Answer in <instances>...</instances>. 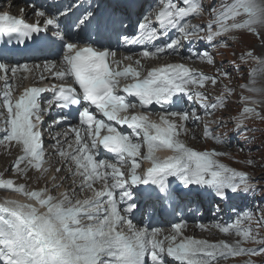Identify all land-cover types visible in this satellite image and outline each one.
<instances>
[{"label": "snow or ice", "instance_id": "1", "mask_svg": "<svg viewBox=\"0 0 264 264\" xmlns=\"http://www.w3.org/2000/svg\"><path fill=\"white\" fill-rule=\"evenodd\" d=\"M70 11L71 7L58 15L37 11V17H44L43 25L39 22L27 23L22 17L8 12L0 13V38L16 36L23 43L41 33H50L51 37H55L63 49V70L55 72V77L61 81L70 78L80 90L78 92L76 87L63 83L54 86L53 98L44 102L48 106L45 108L40 97L48 89L25 88L22 94L15 97L13 86L8 82L7 73L15 75L18 68L27 71L29 65L9 68L6 63L0 62V70L5 73V91L0 107L6 110L0 112L4 118V134L0 136V141L9 144L14 142L23 153L13 164V169L25 177L29 169H35L41 173L38 180H49L51 168L45 167L47 161L40 131L43 114L50 111L54 103L61 108L83 104L79 113L83 133L79 128H72L74 145L65 141L66 147L57 148L63 168L57 167L55 171L59 173L67 170V178L71 179L69 189L57 196L50 194L51 190L63 187V183H56L57 176L50 178L52 189L45 186L31 191L24 184L16 186L15 181L0 178V189L19 193L28 201L5 200L0 203V264H147L148 261L150 264H166L165 256L178 264H216L221 258L264 254V247L249 249L242 246L246 242L264 245V239L258 238V232L253 235L251 228L241 227L243 220L253 219L251 213L230 224L217 225L222 233H234L240 237L232 243L183 236L185 223L174 224L173 233L164 240L157 238L161 231L158 228L150 231L148 228L135 227L128 216L138 207L131 186L152 185L158 198L167 199L173 195L170 178H175L179 181L180 190L191 193L207 189L216 197L227 199L229 191L236 194L243 190L246 194L252 190L250 177L217 159L227 153L216 149L199 151L189 147L180 138L188 132V111L165 113L159 123L150 121V113L147 112L120 115L130 108H144L153 102L171 104L177 94H184L188 99L195 97L211 114L212 110L224 108L226 101L217 98L215 103L208 104L205 93L191 92L190 86L203 88L209 80L215 85L216 77L194 72L184 64H164L150 69L147 75H143L132 64L121 69V61H115L116 67H112L109 57L115 56L114 51L91 44L78 47L77 43L67 41V34L61 29L58 16H67ZM204 11L202 0H158L156 26L150 23L152 13L145 15L143 22L138 24L139 35L130 42L144 46L139 53L142 58L159 59L163 55L179 54L181 41L191 44L195 37L214 46L228 47L227 38L243 30L246 34L264 40L260 32V29H264V0H218L207 10L212 16L210 21L203 26L193 25L191 19L200 17ZM92 19L93 13L86 11L70 27L83 31L82 26L90 24ZM170 31H176L178 36L164 46L150 47L157 39L168 36ZM205 32L206 35H203ZM218 37L221 39L218 40ZM193 55L210 65L215 63L206 50ZM261 56H264V52ZM261 56L254 55L252 50L241 56L242 60L247 57L261 66L251 70L253 85L256 84L258 72L264 73V59ZM125 59L132 60V56ZM55 63L52 61L45 66L54 68ZM134 63L137 66L141 64L140 60ZM221 74L225 78L229 77L228 72ZM121 79L131 82L121 88ZM243 87L250 93L264 95V89L247 84ZM225 91L229 95L234 93L232 89ZM121 92L138 98V104L127 101ZM241 99L252 105L243 107L237 122V133L246 135L250 129L244 128V120L251 118L264 121V113L258 110L264 100L243 96ZM95 113L103 118H98ZM191 115L196 120L200 119L195 113ZM168 116L179 117L183 123L178 124L168 119ZM104 118L115 124L126 125L133 130L132 134L118 130L115 124L106 122ZM64 119L66 117H58L55 122ZM219 126L223 127V122ZM204 137L217 144L227 143L222 136L213 135L207 125ZM56 144H60L59 138H56ZM145 145L147 154L143 159L150 166L143 174H138L141 163L137 162V157H141V149ZM101 146L115 155V163L97 159ZM160 151H171L172 155L161 158L157 155ZM129 160V178L125 179L122 167ZM247 163L251 166L255 162L249 160ZM22 164L24 168H21ZM117 189L121 190L120 201L115 198ZM125 198L131 202L121 210L119 203Z\"/></svg>", "mask_w": 264, "mask_h": 264}, {"label": "rangeland", "instance_id": "2", "mask_svg": "<svg viewBox=\"0 0 264 264\" xmlns=\"http://www.w3.org/2000/svg\"><path fill=\"white\" fill-rule=\"evenodd\" d=\"M208 5L205 6L206 14H202L200 17H196L194 19H191V23L193 25H206L210 21L211 15L208 13V9L211 8L214 4H217V0H206ZM231 2V0H229ZM158 3V0H157ZM201 19L202 23H198L197 20ZM261 36H264V29H260ZM218 40L221 38H217ZM228 39V44L230 46L228 47H218L214 46L213 44L205 43L202 41L200 43H195L193 46H191V50H195L196 52H200L199 49L202 48V44H204L203 51H207L214 59L215 63L209 65L208 68H197V61L196 63H193L192 65L194 68H192L191 64L186 62L187 67L192 69L193 71L202 73L208 77H216L217 83L215 85L212 84L211 80L206 82V86L203 88H197V86L193 85L190 86L191 90L193 91H201L205 93V95L208 97L207 103L212 104L215 103L214 96L215 91L218 92V94H222L221 97L225 98L226 106L224 108H217L216 110H212L211 114L205 111V109L201 106V103L198 99L193 97L192 99H188L187 96H184V99L187 101L186 104L182 103V109L177 112H183V110H186L190 113L191 111L195 113L196 117H200L203 119V121L200 123V127H203L205 132V126L207 125L208 128L212 130L213 135L222 136L227 143L221 144L223 145L221 149L224 147L225 153V159L222 157H217V159L227 165L230 168H233L239 172H241L239 169H236L233 165V163H236L238 165H244L246 170H248L250 173L248 176L250 177V180H255L254 187L252 190L246 194V198H249L251 201V206L247 210V213H251L253 216L252 220H245V225L241 226L243 228H251L253 235H257L258 232V238L264 239V121L260 119H246L243 122L244 128L250 129V131L247 132L246 135H241L237 133V122L239 118V113L242 111V107H237V102L242 101L243 97H250L251 99L256 100H264V95L260 93H250L247 90L244 89V85L247 84L249 86H254L260 89H264V73H259L256 76V84H252V78L250 76L251 70L253 68H260V65H257L255 62H253L250 58L245 57V60L241 59V56L246 53L249 50L253 51V54L256 56H261V53L264 52V40L257 39L254 35L246 34L244 32H234L231 34ZM262 59H264V56H261ZM234 60V61H233ZM201 64L207 63L206 61L199 60ZM208 64V63H207ZM221 71V72H217ZM228 72L229 77L225 78L221 73ZM225 89H232L234 90L233 95L235 96L236 100H233L232 95H229L226 93ZM191 94V93H189ZM180 100V99H179ZM178 100V101H179ZM182 100V99H181ZM217 100V99H216ZM242 103L245 106H252L250 103L242 101ZM193 108V109H192ZM258 110L261 113H264V104L259 105ZM225 112V113H224ZM210 115V116H209ZM192 116V115H191ZM236 119L235 122H230L232 117ZM214 118L216 119L212 122L209 121L208 118ZM225 120H228V122H225ZM199 120H195L193 125L187 124L186 128H190V130H193L194 126H197ZM223 122V127H220V123ZM243 131V128L241 129ZM202 132V130L200 131ZM199 131H195L196 135L199 138L200 145H203L205 150H212L216 148L217 143H215L210 138H205L204 134L202 135ZM195 135V134H194ZM195 135V136H196ZM182 140L185 141V143L191 147L190 145H194L196 143V139L189 136V138L185 136L180 137ZM74 141V134L73 136L68 140V142ZM210 141H213L212 144H207ZM189 142V143H188ZM190 144V145H189ZM145 149L146 145L144 146ZM194 148V147H192ZM199 151H203L200 148H194ZM243 149V151H241ZM17 146L14 142L9 144L7 141H0V178L3 179H11L15 181V185L18 186L20 184L26 185V187H30L29 182H31L33 179H37L41 175L40 172H37L35 169H29L27 176L18 177V171L13 169V164L16 162L17 159L13 160V157L16 153ZM56 156L55 153L49 154V157ZM251 160L255 163L253 165H249L247 162ZM111 161V160H109ZM115 163L114 161H111ZM128 164H130V161H128ZM3 166V167H2ZM9 167V169H8ZM25 165L22 164L21 168H24ZM45 167L50 168H56V163H50ZM39 173L38 176H36ZM13 177V178H12ZM57 182V181H56ZM15 193L12 191H6L3 189H0V198L5 197L7 194ZM53 195V193H52ZM57 196V194H56ZM245 201L244 197H241V199L236 200L235 204L233 205L232 210L228 213V217L221 216L219 218H215V220L220 221H227L232 219V213L235 212L236 209H238L241 204ZM248 203V202H247ZM247 203H243L242 206L244 207L247 205ZM241 215H244L242 213ZM217 225H223L221 223H216L213 225V228L211 230H206V233L209 234L211 231L214 230V228L219 229ZM205 226H209L206 224ZM217 232L212 233L211 236H215ZM219 234V233H218ZM202 234L203 240H208L210 242H218V241H230V243L235 242L236 240L240 239V237H237L234 233L230 234H224L221 233V236H215V237H208V235ZM207 236V237H206ZM229 236V237H228ZM228 238V239H227ZM245 248H261L264 247V245L253 243V242H246L242 245ZM219 264H246V262L251 261L252 264H264V254H258V255H245L241 254L239 256L235 257H228L227 259L221 258L218 260ZM217 263V264H218Z\"/></svg>", "mask_w": 264, "mask_h": 264}, {"label": "bare ground", "instance_id": "3", "mask_svg": "<svg viewBox=\"0 0 264 264\" xmlns=\"http://www.w3.org/2000/svg\"><path fill=\"white\" fill-rule=\"evenodd\" d=\"M9 0H0V13L2 12H5L7 10V6H6V3L8 2ZM14 2H17L18 0H13ZM40 0H37V2H39ZM44 2V1H43ZM154 8V5H150V4H147V12H149L150 10H153ZM198 23H202V20L201 19H198L197 20ZM202 42V40H200L199 42L197 43H200ZM204 42V41H203ZM196 41L193 42V44H195ZM206 42H204L205 44ZM204 44H202V48L199 49V51L202 53L204 52L203 51V48H204ZM182 46V44L180 45ZM194 53H196L195 50H190L189 48H186L185 50L183 51H179V54H171V55H163V56H168L169 58H176V57H179V58H182V59H188L189 56H192L193 58L192 59H188L190 60V63L191 65L193 63H196L197 61V66L195 67H199L201 69H203L204 67L205 68H208L210 64H201L200 62H198V59L193 55ZM200 60V59H199ZM193 66V65H192ZM194 67V66H193ZM20 71H24L23 68H20ZM196 72V71H194ZM217 72H221V71H217ZM52 74V72L50 73ZM214 77V76H213ZM124 81H122L123 83ZM176 98L178 99H182V101H187L184 99V96L182 94H177L176 97H174V101H176ZM135 103V102H134ZM138 104V103H137ZM186 104V102L184 103ZM146 108H141V107H137L135 109H129L127 111V113L129 112H133L135 110L139 111V112H142V111H145ZM193 109V108H192ZM165 113H168L166 112L165 109H162V110H159L158 112H156V114L152 117V119H155V120H158L160 119V117L162 115H164ZM194 113V111L192 112L191 111V114ZM168 119L170 120H173L175 121L176 123L178 124H181L183 123L179 117H172V116H168ZM196 119H194L191 115H190V118L188 120V122L186 123L187 124H190V125H193L194 121ZM203 121V119L200 118V121H198L197 123V126H194L193 127V130H190V128H187L188 129V132H187V135H183L187 138L190 137H197L196 139V143L194 145H190L191 147H194V148H200L201 150H205L203 145H200L199 143V138L198 136L196 135L195 131H201L200 132L202 135L204 134V129L203 127H200V123ZM212 122L214 121L211 120ZM62 127V125H56L54 127V130H60ZM4 133H0V136H3ZM64 134L63 131H59L58 133V136L57 138H60L62 137ZM196 136H195V135ZM72 136V133L71 134H68V135H65L64 137V141H67L69 140V138ZM213 141H210L209 143H212ZM189 143V142H188ZM74 145V144H73ZM223 145L221 144H217V147L215 148L217 151H222L223 149H221ZM147 150V149H146ZM145 150V148L143 147L141 149V157L140 159L137 160V162L141 163V167L137 169V173L138 174H143L144 171L147 169V164L149 163L148 161L144 160L143 159V156H145L147 154V151ZM157 155L161 158H165L167 156H171L172 155V152L171 151H160L157 153ZM103 157V155H102ZM54 160H48L47 161V165L50 164V163H53ZM56 163V162H54ZM150 164V163H149ZM56 166L57 163H56ZM128 165L127 164H124L123 167H127ZM3 167V166H2ZM57 168V167H56ZM56 168H51V171L49 172L48 176H49V180H44V179H33L31 182H29L30 184V187L27 186V189L29 191L31 190H38V189H42L44 188L45 186L49 187L50 189H52V184L50 182V178L51 176H57L58 179H57V182L56 183H63V187L59 188L58 190L56 189H53L51 190L50 194L52 195L53 193V196H56L59 195L60 192H64L66 189H69L70 185H71V179L67 178L69 176V173L67 172L66 169L62 170L61 172L57 173L55 171ZM9 169V167H8ZM125 172V179H128V169L127 170H122ZM30 172H27V174H29ZM39 173L36 175L38 176ZM24 175H19L18 177H22ZM13 178V177H12ZM59 178H65L63 180L59 179ZM9 179V178H8ZM171 180V184H175L176 185V188L177 190H180L181 189V186L179 184V181L175 180V178H170ZM97 187H99V185H97ZM121 190L120 189H117L116 192H115V198L117 201H120V196L117 195V192H120ZM149 191H152L153 192V186H149V185H139V186H131V192H132V196L133 198L135 199H139L140 203L143 204V206H148L149 203H148V200H150L151 198H154V196H156V194L153 192V194L151 195L149 193ZM5 200H17V201H20V202H28L26 200V198L19 194V193H10V194H7L5 197L3 198H0V203H3ZM128 202H131V201H128L127 198H125V201H121L119 203V207L121 208V210H123L126 206H127V203ZM248 202V203H247ZM251 201H249V199L247 198L244 202L247 203V205H245L244 207L243 206H240V208L238 210H236L233 214H232V219L231 220H227L226 222L225 221H220V220H213V216L211 217L212 215V210L210 209H207L206 207H204L200 212H198L197 214H195V216H193V218H190V219H187L186 218V214L189 213L190 209H184L182 210L183 211V219H184V223H185V227L182 229V234L183 236H191V237H195L196 239H201V235L202 234H205V235H208V237H215V236H221V231L219 229H215L213 231H211L209 234L206 233V230H211L213 228V225H215L216 223H221L223 225H226V224H230L232 222H234L236 219L238 218H241L243 217L248 211L249 207L251 206L250 204ZM157 207H160V205H158ZM181 207H183V204H178L176 207H175V211H178ZM156 211L154 208H152L151 212H154ZM242 213H244V215H241ZM122 214H123V211H122ZM129 216V214H128ZM129 218L132 219L135 227L137 229H143V228H148L149 225H152L154 223L157 222L156 220V216H154V214H149L148 213V210L146 208H141V210H138L137 212H132L130 213V216ZM179 219V218H178ZM177 219V220H178ZM151 220V223L149 224V221ZM163 220V219H162ZM162 220H159V224H161ZM245 220L242 221L241 223V226H244L245 224ZM164 225V231L163 233H159L158 236L159 237H163V234L166 232V231H170V232H173V223L169 220H163V223ZM206 224H208L209 226H205ZM201 225H203V228H201ZM211 229H210V228ZM214 232H217L215 236H211L212 233ZM219 233V234H218ZM204 235V236H205ZM207 237V236H206ZM229 237V236H228ZM228 239V238H227ZM230 243V241H228ZM165 262L166 264H178V262H176L175 260H173L172 258H169L167 256H165ZM219 261L216 262V264L218 263ZM219 264V263H218Z\"/></svg>", "mask_w": 264, "mask_h": 264}, {"label": "clouds", "instance_id": "4", "mask_svg": "<svg viewBox=\"0 0 264 264\" xmlns=\"http://www.w3.org/2000/svg\"><path fill=\"white\" fill-rule=\"evenodd\" d=\"M213 1H215V0H213ZM84 2H87L88 3V11H91L93 13V19H95L96 21H99L100 19H104L103 18L104 17L103 15L106 14V13L104 11V13L99 14V12L97 10H93V9H96V8H105L108 11L107 7H109L110 10L112 9V12H116V11H118V7L115 6L117 10L115 9V7H113L116 4H121V7L122 6L124 7L125 5L132 4V3H134V6H137L139 4L140 7H138V9H134V11H133L134 14L135 15H139L140 18H141V21L143 22V17L145 15H148L149 13H152V15L150 17V23H151L152 26H156L155 12L158 11V3H157V0H98L97 2L100 3L101 5H96V4L92 3L93 2L92 0H70L69 1V4L71 6H81ZM202 2H203V5H204V9H205V6H207L208 3H207L206 0H202ZM41 4L43 6H46L47 5V2H42ZM147 4L154 5L153 10H150L149 12H147ZM25 11H28V9L25 8ZM205 11H206V9H205ZM205 11L203 12V14L204 15H207ZM8 13H10L11 15H14L15 16V10H14V13L11 12V11H9ZM19 15H21V14H18V16ZM112 16H114L113 13H112ZM117 17L119 19V15ZM58 19H59V23L61 25V28L62 29H65L66 28V25H67V22L63 18H59L58 17ZM211 19H212V16L210 17V20ZM119 20L125 26H128L129 28H131L132 31L137 30L139 32L138 24L141 23V22H136L131 17L125 16V15H122ZM28 21H31V20L28 19ZM241 32H244V31L242 30ZM203 35H206V32L203 33ZM177 36H178V33L176 31H170L169 34H168V36H162L161 38H159L156 41H154L152 44H156L157 42H162L165 45L168 41H170L171 39H173V38H175ZM66 37H70V36L67 34ZM218 38H220V37H218ZM91 40H92V38H90L89 41H86V43H85L86 46L88 44H91L92 45V43H91L92 41ZM194 41H196V43H197V42L200 41V38L199 37H195V38H193V42ZM193 42L191 44H189L186 41H183L182 40L181 41L182 46L179 47V51H183L186 48H189L191 50L190 47L194 45ZM129 54H130V52L128 51V55ZM47 58H41V59L40 58H37V59H34L31 62V64H33L34 69L28 68L27 71H20V68H19V71H17L15 73V75L18 76V78L16 79L17 82H18L16 84V92L19 93V92H22L23 91L24 86H25V83L30 81V79L32 78V75L34 73L43 72L44 70H46L45 65H41L40 67L38 66V64H42V62L44 60H46L47 62L48 61H55L61 67H63V65H62V57L61 58H54V59H52V58L47 59ZM13 62H14L15 65H23V63H25V62L17 63L15 60H13ZM162 62L164 64H184V65H186V62L188 64V63H190V60H188L186 58L185 59H182V58H179V57H176V58L172 59V58H169L168 56H164V59L162 60ZM154 65L155 64H152L150 62H146L144 64V66H146L148 68H152V67H154ZM186 66H188V65H186ZM192 68H194V67L192 66ZM147 72H148V70H144V72H143L144 75H147ZM61 83L65 84V86H69L70 85V86H73V87L78 88V86L75 85L70 78H67V80H64V82H61ZM191 92H195V91L191 90ZM221 95L222 94H218V92L215 91L214 101H216L217 98H222ZM231 95H232L233 100H236L235 99V96L233 94H231ZM222 99H225V98L223 97ZM178 100L179 99L176 98V101H174V98H173V102L171 104H168V105H162V104H160L163 107H158L159 106L158 105L157 106V109L155 111H152V113H153L152 115L154 116L156 114V112H158L159 110H162V109H165L166 112H168V113H170L172 111H179V110H181L182 109V103L184 104L185 102H183L181 100V98H180L179 101ZM174 102L176 104H178L177 107H175V105L173 104ZM242 103H244V102H242V101L241 102H237V104H238L237 107L238 108L239 107H242V108L245 107V105H243ZM183 111H186V110H183ZM145 112L148 113V109H145ZM238 114H240V113L238 112ZM51 116H53V114ZM213 119L215 120L216 117H214V118H210L209 117L208 118L209 121H211ZM235 120L236 119L233 116L230 122H233L234 123ZM225 122H228V120H225ZM212 143H207V144H212ZM223 151H224V147H223V150L221 152H223ZM221 157L223 159H225L224 156H221ZM232 165L236 169H239L241 172L247 173L248 175L249 174H253V173H250L248 170H246V168H245L244 165H238V164L233 163V162H232ZM255 182H256L255 180H250L249 181L250 186H251V189L254 187V183ZM194 192L195 193L192 194V192L189 193L187 191H183L182 190L180 192V194H178V193L175 192L174 195H177V197H173V198H175V199H180L181 198L184 201V200H187L188 195L192 194V196L190 197V199H188V201H189L188 208H190L192 210H196L197 212H200L204 207H206L207 209L212 210L213 213H212L211 217L214 216L215 218H219L221 216L228 217V213L232 210L233 205L235 204V201L241 199V197H244L245 200H246L247 199L246 198V194H248L249 191L246 194L244 193L243 190H241L239 193H236V194L231 193L229 191L228 198L227 199H221L219 197H216L215 195L212 194L211 190H207V189L196 190ZM242 204H241V206H242ZM238 209H236V210H238ZM214 217H213V220H215ZM201 238H202V235H201ZM202 240H203V238H202Z\"/></svg>", "mask_w": 264, "mask_h": 264}]
</instances>
